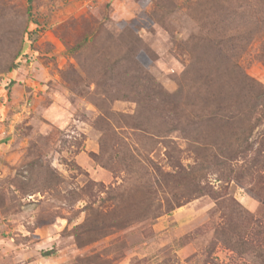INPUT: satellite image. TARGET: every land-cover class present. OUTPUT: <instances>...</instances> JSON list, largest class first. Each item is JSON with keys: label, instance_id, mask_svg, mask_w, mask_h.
Instances as JSON below:
<instances>
[{"label": "rangeland", "instance_id": "obj_1", "mask_svg": "<svg viewBox=\"0 0 264 264\" xmlns=\"http://www.w3.org/2000/svg\"><path fill=\"white\" fill-rule=\"evenodd\" d=\"M26 8L0 0V264H264V0Z\"/></svg>", "mask_w": 264, "mask_h": 264}, {"label": "trees", "instance_id": "obj_2", "mask_svg": "<svg viewBox=\"0 0 264 264\" xmlns=\"http://www.w3.org/2000/svg\"><path fill=\"white\" fill-rule=\"evenodd\" d=\"M31 1L32 0H26V4H27V8H26V10H27V12H28V15H29V11H30V9H31ZM19 53H17L16 55H15V58H16V56L18 55ZM14 58V59H15ZM16 65H17V62H12V64H11V66H10V68L11 69H14L15 67H16ZM240 90V92L242 91V89H239ZM240 94V93H239ZM250 146L249 147H247V149L248 150H250ZM241 152H243V151H241ZM255 158H257V156H260V151L259 150H255Z\"/></svg>", "mask_w": 264, "mask_h": 264}]
</instances>
